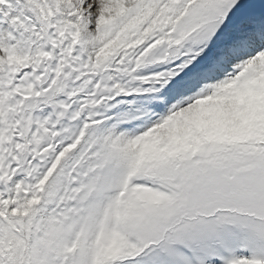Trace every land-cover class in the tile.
<instances>
[{"label":"snow or ice","instance_id":"obj_1","mask_svg":"<svg viewBox=\"0 0 264 264\" xmlns=\"http://www.w3.org/2000/svg\"><path fill=\"white\" fill-rule=\"evenodd\" d=\"M0 264H264V0H0Z\"/></svg>","mask_w":264,"mask_h":264}]
</instances>
